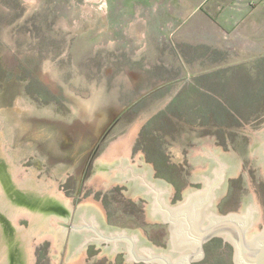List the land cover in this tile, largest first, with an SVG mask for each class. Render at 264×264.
Masks as SVG:
<instances>
[{
    "label": "rangeland",
    "instance_id": "1",
    "mask_svg": "<svg viewBox=\"0 0 264 264\" xmlns=\"http://www.w3.org/2000/svg\"><path fill=\"white\" fill-rule=\"evenodd\" d=\"M138 1L0 0V111L6 107V115L16 120L21 103L23 117H44V111L28 110L23 98L30 100L32 95L38 109L52 106V112H60L70 126L93 115L84 108H80L82 115H75L69 106H81L79 98L90 100L92 92H98L99 104L123 105L100 132L78 176L63 179L62 160L50 164V156L42 148L35 151L45 158L46 177L55 172L72 203L69 221L82 195L95 193L99 199L103 197L111 224L141 227L150 239L156 236L159 244H169L168 226L148 214L146 197L120 184L118 170L110 171L115 156L122 152L112 147L133 133L125 161L147 168L153 179L156 170L171 186L167 201L174 193L173 181L185 183L182 193L190 181L188 159L177 138L180 129L202 134L223 151L248 148L253 132L264 123V3L247 17L251 23L243 30L240 22L229 30L222 24H206V33L188 34L193 37L189 41L181 19L175 16L169 17L174 23L146 24L149 10L139 8ZM161 7L159 2L157 9ZM133 26L140 36L133 33ZM150 27L156 32H147ZM245 91L250 100L258 93L254 98L258 106L248 109L235 104ZM220 98L236 111L240 109V118H227L222 125L206 119L201 125L202 112L209 107L206 116L211 117L213 104ZM168 106L170 111L165 112ZM154 149L160 150L168 171H161ZM243 169L264 222V177L252 158L243 160ZM100 179L104 184L97 187ZM247 194L241 173L228 177L226 192L215 205L218 213L237 211ZM176 199L181 201L182 196ZM151 221H157V227ZM68 234L69 229L58 264ZM50 246L53 239L38 245L39 264H53ZM205 258L197 264H233L234 250L228 244L209 245ZM95 259L87 258V264H110L107 256Z\"/></svg>",
    "mask_w": 264,
    "mask_h": 264
},
{
    "label": "water",
    "instance_id": "2",
    "mask_svg": "<svg viewBox=\"0 0 264 264\" xmlns=\"http://www.w3.org/2000/svg\"><path fill=\"white\" fill-rule=\"evenodd\" d=\"M79 99L81 106L69 104L75 115H82L80 108L92 110L93 115L70 126L69 120L60 117V112H52V106L38 109L32 95L30 100L23 98L28 110L44 111V117H23L21 103L16 120L6 115V107L0 111V264H39L38 245H46V239H53L50 256H53V264H58L67 227L72 228L68 236L89 227L96 230L95 225L87 222L85 225L68 223L72 203L56 179V173L46 177L45 158H39L35 151L42 148L50 156V164L61 159L63 179L79 175L100 132L123 106L99 104L98 92H92L90 100ZM177 138L188 159L191 183L185 187L182 200H176L175 204L167 201V195L171 194L167 182L153 181L147 168L125 161L127 147L115 156L110 167V171L118 170L122 175L118 180L120 184L142 187L140 192L147 199L148 214L168 223L169 251L175 256L155 253L150 246L138 245L140 238L150 240L141 227L116 226L114 232H98V236L115 248L124 241L130 258L136 261L193 264L204 256V243L222 235L234 246L235 264H264L262 211L243 169V160L252 158L264 177V123L253 132L248 148L237 152L223 151L202 134L188 129H180ZM239 173L248 194L242 197L237 211L222 215L215 205L226 192L227 178L237 177ZM78 206H82L78 211L91 219L102 211L108 215L103 200L95 193L88 197L84 193ZM74 220L75 215L72 222ZM89 241L86 237L80 246L82 250L74 251L67 239L61 264H87L83 248ZM162 245L167 244H158ZM116 255L102 253L95 260L107 256L112 264Z\"/></svg>",
    "mask_w": 264,
    "mask_h": 264
},
{
    "label": "crops",
    "instance_id": "3",
    "mask_svg": "<svg viewBox=\"0 0 264 264\" xmlns=\"http://www.w3.org/2000/svg\"><path fill=\"white\" fill-rule=\"evenodd\" d=\"M159 2L162 7L164 6L162 10L157 9V4ZM262 3H264V1L259 2L254 0H233L231 3L225 0L138 1L139 8L149 10V19H147V22L144 21L146 24L156 25L159 21H163L165 24L174 23V20H170L169 17L175 16L181 19L180 26H182V32L185 33V40L189 41H193V37H187L188 34L206 33V24L209 26H213L215 23L222 24L229 30L236 22H240L241 26L239 27L243 30L248 23H251L247 22V17L252 14L257 7L259 8ZM172 12H174V15H172ZM234 18L237 19V21L234 22ZM242 23L244 25H242ZM132 30L133 33L136 34V37L140 36V32L137 29L135 31L134 26ZM233 30L236 31V28ZM148 31H154V28L152 30L150 27L147 32ZM147 32L145 31V34Z\"/></svg>",
    "mask_w": 264,
    "mask_h": 264
},
{
    "label": "flooded vegetation",
    "instance_id": "4",
    "mask_svg": "<svg viewBox=\"0 0 264 264\" xmlns=\"http://www.w3.org/2000/svg\"><path fill=\"white\" fill-rule=\"evenodd\" d=\"M153 162L151 163L152 168L154 167V164H155V162L154 163ZM143 164H147V163H143ZM154 175H155L156 179H162V177H159V175H157L156 170L154 171ZM165 178H167V177H165ZM141 180L139 182H142ZM152 180L155 181L154 179H152ZM189 183H191V182H188V184ZM156 184H157V181H156ZM172 184L174 186V188H173L174 193H173V196L171 198V201L174 202L177 200L176 198L183 195V193L181 192V188L183 186H185V183L183 185V183L173 181ZM96 186L97 187L103 186V184L98 182V183H96ZM126 186L128 188L132 187L133 189H135L136 191H139V192L142 191V187H140L136 184H133V186H132L131 183H127ZM152 195H153V193H152ZM150 198H151V196H150ZM102 199H103V197L100 196V200H102ZM171 201H169V202H171ZM152 204L153 203L151 202V207H152ZM81 207L77 206L76 208H80V210H81ZM80 210L78 211V209H77V213H73L75 215V220L73 222L68 220V223L70 225H73V224L85 225V222H87L88 225H95L96 230L89 227V229H83L81 231H74L77 233L70 234L67 239L69 241L70 247L72 245L71 249H73L74 251H81L82 249L80 246L83 244L85 238L89 237L90 241L83 248V251H84L83 255L86 254V258H88V259H91L94 257L97 258L98 256H96V255H98V254L110 252V254L111 253H113V254L118 253L119 254V255H116V258L114 260V263H117V264L128 263L127 261H132V262H136V263H144V264H159L157 261H147V262L143 261V260L136 261L135 259L130 258V254L127 251L126 243L124 241L119 242L117 247L115 248L114 245L111 244L109 241H106L104 238L99 237L98 232L109 234L110 232H114L115 229L118 228L115 225L110 224V219H109L108 215H106L103 211H102V213L100 212V215L94 214L93 219H91L90 217L84 216L80 212ZM151 222L154 224L153 227H157V221H151ZM166 224L168 226V223H166ZM167 228H168V232H169L168 236L170 239L169 227H167ZM67 229L72 231L71 227H67ZM84 231H86V232L88 231L89 234L88 233L83 234ZM137 243H138V245L142 244L141 245L142 247L143 246H150L155 253H159V252L170 253V251H169L170 243L167 245L158 246L160 241L157 239L156 236H153L150 240H146V239L142 240L140 238V240ZM221 244H224V245L228 244L234 250V246L232 245V243H230L228 240H226V238L224 236H222V235L213 236L204 243V256L200 260L194 261L193 264H197L199 261H201L205 258L206 254L208 252V249H209V245H213L215 248ZM141 254H146V253L141 251ZM170 254L175 256V254H173V253H170ZM233 264H235V263L233 262Z\"/></svg>",
    "mask_w": 264,
    "mask_h": 264
},
{
    "label": "trees",
    "instance_id": "5",
    "mask_svg": "<svg viewBox=\"0 0 264 264\" xmlns=\"http://www.w3.org/2000/svg\"><path fill=\"white\" fill-rule=\"evenodd\" d=\"M258 95V93L256 94ZM254 98H258V96H256ZM253 97L249 98V94L247 91H245L244 93H242V96L240 97V102H235V104H238V105H241L242 107L246 106L245 108H252V107H255V106H258V99H254ZM215 107L212 109V116L209 117V116H206L207 114H209L208 112L210 111V108L207 107L204 112H202V116L204 117H201L200 121L199 122H202L201 125H204V121L207 119V121H213L215 123H218L219 125H222V124H226V121L225 119L227 118H230V119H234V120H237L240 118V116L242 115V111H240V109H238L237 111L235 110V106L233 104H227L224 102L223 99L220 98L219 101H217V104H213ZM251 105H253L252 107H250ZM235 107V108H234ZM237 109V108H236ZM243 109V108H241ZM170 111V106H168L165 110V112H168ZM226 114V115H225ZM258 114V112H257ZM207 117V118H206ZM213 119V120H212ZM150 148V147H149ZM149 148H146V149H149ZM153 150V148H151ZM157 149H160V148H157ZM157 149H154V152L156 153V162L157 164L159 165L161 171H168V168L166 167L165 165V161H164V158L162 160L161 156V152L160 150H157ZM166 176V175H165Z\"/></svg>",
    "mask_w": 264,
    "mask_h": 264
},
{
    "label": "bare ground",
    "instance_id": "6",
    "mask_svg": "<svg viewBox=\"0 0 264 264\" xmlns=\"http://www.w3.org/2000/svg\"><path fill=\"white\" fill-rule=\"evenodd\" d=\"M133 131H135V130H133ZM132 139H133V133L130 136L127 135L126 137L119 139V141H116V143H114L115 146L112 147V150L114 147L116 148V150H118L119 148H121V150H122L124 147L130 146ZM102 181L104 182L103 179H100V183L104 184ZM98 182H99V180H98Z\"/></svg>",
    "mask_w": 264,
    "mask_h": 264
}]
</instances>
